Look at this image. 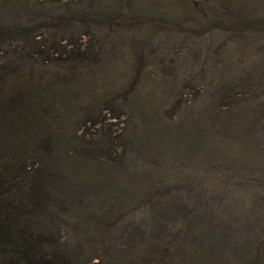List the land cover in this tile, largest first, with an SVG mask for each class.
<instances>
[{"label": "rangeland", "instance_id": "obj_1", "mask_svg": "<svg viewBox=\"0 0 264 264\" xmlns=\"http://www.w3.org/2000/svg\"><path fill=\"white\" fill-rule=\"evenodd\" d=\"M0 66L52 181L46 242L264 264V0H0Z\"/></svg>", "mask_w": 264, "mask_h": 264}, {"label": "trees", "instance_id": "obj_2", "mask_svg": "<svg viewBox=\"0 0 264 264\" xmlns=\"http://www.w3.org/2000/svg\"><path fill=\"white\" fill-rule=\"evenodd\" d=\"M7 69L0 66V83L9 80ZM2 89L0 86V264H99L91 257L81 263L74 246L46 242L56 234L54 202L48 197L52 181L45 165H27L25 138L32 122L28 115H10ZM10 162L14 163L11 167Z\"/></svg>", "mask_w": 264, "mask_h": 264}]
</instances>
